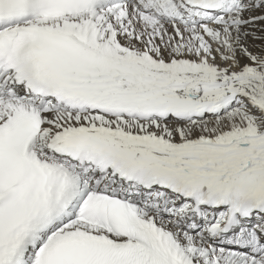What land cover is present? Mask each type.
Listing matches in <instances>:
<instances>
[{"label": "bare ground", "instance_id": "6f19581e", "mask_svg": "<svg viewBox=\"0 0 264 264\" xmlns=\"http://www.w3.org/2000/svg\"><path fill=\"white\" fill-rule=\"evenodd\" d=\"M239 1L230 14H218L213 25L202 24L215 26L213 31L193 24L154 21L151 11L143 9L139 0H131L126 9L113 15L110 11L93 12L36 23L75 34L90 33L92 45L109 58L144 74L167 78L170 85L165 91L176 100L186 101L188 104L183 105L187 110L220 109L223 116L206 114L207 121L191 118L172 126L151 119L56 111L44 116L35 154L46 157L57 136L82 130L104 136L151 166L190 180L227 186L251 179L264 190V56L240 54L242 48L252 52L251 44L257 42L259 33L264 34V0ZM201 48L207 51V58L195 55ZM12 104L10 100L0 102V116ZM192 122L197 123L189 124ZM146 216L157 221L193 264H264L260 258L209 247L202 231L189 234L180 226Z\"/></svg>", "mask_w": 264, "mask_h": 264}, {"label": "rangeland", "instance_id": "374dc122", "mask_svg": "<svg viewBox=\"0 0 264 264\" xmlns=\"http://www.w3.org/2000/svg\"><path fill=\"white\" fill-rule=\"evenodd\" d=\"M244 1V0H243ZM242 1V3H244ZM237 3H240V1L238 2V0H236V4ZM137 15H140L138 12H137ZM264 15H262L261 17H263ZM139 17H141V16H139ZM252 20L253 19H250L249 20V22L248 23H251L252 22ZM175 32V31H174ZM245 33V32H244ZM248 33V32H247ZM260 35L256 38V40H257V42H254V44H251V43H249V44H251V47H252V52H249V51H247L245 48H242L241 50H240V54L242 55V56H244V57H247V56H252V57H262V56H264V34L263 33H259ZM261 34H263V35H261ZM146 40H149V38L148 37H146L145 38ZM141 49V48H140ZM145 49V48H144ZM146 50V49H145ZM203 49L201 48V49H198L197 51H196V53H195V55H199L200 54V56H203L204 58H207L208 57V53H207V51L206 50H204V51H202ZM201 52V53H200ZM203 52V53H202ZM145 57H147V54L145 55ZM230 108H232L231 106H227L226 107V109H230ZM226 109H224V110H226ZM223 112V111H222ZM227 112V111H226ZM224 113V112H223ZM218 117L220 116H223V115H217ZM201 121H207V119H206V117L204 116L203 118H200V121H197V122H201ZM197 122H192V123H189V124H193V125H196V123ZM228 121H226L224 124H225V126H228ZM163 124H168V125H172L173 126V122H169V121H163ZM211 128V132H215L216 130L211 126L210 127ZM238 128V126H236V127H233V129H237ZM214 129V130H213ZM234 131H236V130H234ZM218 132H220V131H218ZM217 132V133H218ZM215 254H217V253H215Z\"/></svg>", "mask_w": 264, "mask_h": 264}]
</instances>
